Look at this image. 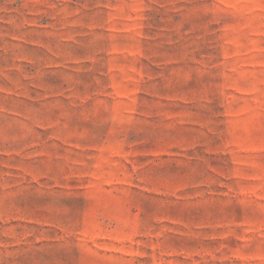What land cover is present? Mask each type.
Segmentation results:
<instances>
[{
  "label": "rangeland",
  "instance_id": "obj_1",
  "mask_svg": "<svg viewBox=\"0 0 264 264\" xmlns=\"http://www.w3.org/2000/svg\"><path fill=\"white\" fill-rule=\"evenodd\" d=\"M0 264H264V0H0Z\"/></svg>",
  "mask_w": 264,
  "mask_h": 264
}]
</instances>
